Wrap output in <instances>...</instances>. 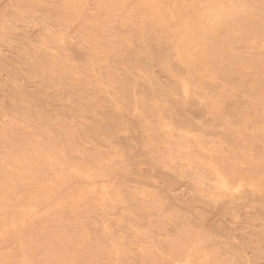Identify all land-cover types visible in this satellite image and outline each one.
Returning a JSON list of instances; mask_svg holds the SVG:
<instances>
[{"label": "rangeland", "instance_id": "374dc122", "mask_svg": "<svg viewBox=\"0 0 264 264\" xmlns=\"http://www.w3.org/2000/svg\"><path fill=\"white\" fill-rule=\"evenodd\" d=\"M154 1L0 0V190L19 192L0 210L6 219L0 221L1 264H34V259L35 264H264V0ZM160 2L167 6L168 29H150V5ZM202 12H212L206 23L217 18L239 23L229 29H198L195 17ZM184 24L194 29H179ZM37 149L62 164L45 163ZM13 159L31 163L17 167ZM219 221L225 223L223 229L217 227Z\"/></svg>", "mask_w": 264, "mask_h": 264}, {"label": "bare ground", "instance_id": "6f19581e", "mask_svg": "<svg viewBox=\"0 0 264 264\" xmlns=\"http://www.w3.org/2000/svg\"><path fill=\"white\" fill-rule=\"evenodd\" d=\"M33 1V0H32ZM78 1V0H77ZM125 2H126V0H124ZM157 1V0H156ZM156 1H154V2H156ZM159 1V0H158ZM173 2L174 1H176V0H172ZM260 1V0H259ZM149 2V1H148ZM152 2V1H151ZM164 2H165V0H164ZM167 2L169 3V1L167 0ZM247 2V1H246ZM256 2H258V1H256ZM109 3H111V2H109ZM143 3V2H142ZM166 3V2H165ZM170 3H171V1H170ZM248 3V2H247ZM153 4V3H152ZM175 5H176V2L174 3ZM173 4V5H174ZM178 4V3H177ZM180 4V3H179ZM183 4V3H182ZM138 5V4H137ZM225 5V4H224ZM144 6V5H143ZM171 6H172V4H171ZM177 6V5H176ZM204 6V5H203ZM219 6V5H218ZM85 7V6H84ZM147 7V6H146ZM149 7V6H148ZM167 7V6H166ZM166 7H165V4L163 3V2H160V3H157V4H155V5H150V12H149V20H150V24H151V28L150 29H168L167 28V20H168V14H167V11L168 10H166ZM170 7V6H169ZM173 7V6H172ZM179 7V6H178ZM193 7V6H192ZM228 7V6H227ZM83 8V7H82ZM95 8V7H94ZM125 8H126V6H125ZM181 8H183V6L181 7ZM257 8V7H256ZM85 9V8H84ZM168 9V8H167ZM172 9V8H171ZM171 9H169V10H171ZM179 9V8H178ZM198 9H199V7H198ZM95 10H96V8H95ZM134 10V9H133ZM147 10V11H148ZM225 10V9H224ZM263 10V9H262ZM69 11V10H68ZM94 11V10H93ZM96 11H98V10H96ZM173 11V10H172ZM171 11V12H172ZM250 11V10H249ZM122 11H120V13H121ZM170 11H169V13H171ZM193 12V11H192ZM204 12V11H203ZM202 12V13H203ZM233 12V11H232ZM83 13V12H82ZM98 13V12H97ZM179 13V12H178ZM210 13V12H209ZM209 13H205V15H204V13H203V15H201V16H199V17H195L196 18V20H195V25L197 26V28L198 29H229L231 26L230 25H233V24H238L239 22L238 21H236V20H231V21H219V19L217 20L216 19V15L214 16L215 17V21H213L212 23H206L205 22V19H206V17H207V14H209ZM212 13V12H211ZM211 13H210V15H211ZM220 13V12H219ZM225 13V12H224ZM234 13V12H233ZM94 14V13H93ZM125 14V13H124ZM171 15V14H170ZM180 15V14H179ZM195 15H197V14H195ZM241 15H243L242 13H241ZM81 16V15H80ZM96 16V15H95ZM173 16V15H172ZM181 16V15H180ZM218 16V15H217ZM234 16V15H233ZM251 16V15H250ZM254 16V15H253ZM51 17V16H50ZM178 17V16H177ZM214 17H212L211 16V19L212 18H214ZM49 18V17H48ZM82 18V17H81ZM113 18H115V17H113ZM131 18H132V16H131ZM147 18V17H146ZM172 17H170L169 16V19H171ZM175 18V17H174ZM210 18V16L208 17V19ZM225 18V17H224ZM229 18V17H228ZM239 18V17H238ZM252 17H250V18H248V20L249 19H251ZM51 19V18H50ZM117 19H119V18H117ZM173 19V18H172ZM177 19V18H176ZM179 19H180V17H179ZM211 19L210 20H208V21H211ZM86 20V19H85ZM183 20V19H182ZM225 20V19H224ZM241 20V19H240ZM243 20V19H242ZM247 20V21H248ZM263 20V19H262ZM50 21V20H49ZM52 21V20H51ZM50 21V22H51ZM177 21H178V19H177ZM184 21V20H183ZM187 21H188V19H187ZM207 21V22H208ZM52 22H54V21H52ZM79 22V21H78ZM130 22V21H129ZM256 22V21H255ZM7 23V22H6ZM69 23V22H68ZM73 23V22H72ZM88 23V22H87ZM104 23H105V21H104ZM111 23H113V22H111ZM185 23H186V21H185ZM248 23V22H247ZM47 24V23H46ZM54 24V23H53ZM58 24H60V23H58ZM97 24V23H96ZM115 24V23H114ZM119 24V23H118ZM130 24V23H129ZM131 24H133V22H131ZM144 24V23H143ZM172 24H173V22H172ZM188 24H190L189 22L187 23V25ZM253 24H256V23H253ZM45 25V24H44ZM54 25H56V24H54ZM61 25V24H60ZM73 25V24H72ZM147 25V24H146ZM176 25V24H175ZM187 25H185L184 24V27H182V28H179V29H188V27H189V25H188V27H187ZM47 26V25H46ZM50 26H51V24H50ZM95 26V25H94ZM106 26V25H105ZM112 26V25H111ZM150 26V25H149ZM177 26V25H176ZM176 26H175V28H176ZM182 26H183V24H182ZM192 26V25H191ZM238 26V25H237ZM254 26V25H253ZM64 27V26H63ZM77 27V26H76ZM232 27H236V25H233ZM249 27H250V25H249ZM252 27V26H251ZM257 27V26H256ZM75 28V27H74ZM92 28V27H91ZM178 28V27H177ZM196 28V29H197ZM254 28V27H253ZM76 29V28H75ZM101 29V28H100ZM128 29H130V28H128ZM134 29V28H133ZM149 29V28H148ZM189 29H194L193 27L192 28H189ZM189 29H188V31H189ZM239 29V28H238ZM258 29H259V27H258ZM126 30V29H125ZM248 30V29H247ZM62 31V30H61ZM129 31V30H128ZM146 32H147V30H145ZM185 31V30H184ZM183 31V32H184ZM192 31V30H191ZM225 31V30H224ZM239 31V30H238ZM251 31H253V30H251ZM254 31H256V29L254 30ZM253 31V32H254ZM262 32H264L263 30H261ZM57 32V31H56ZM55 32V33H56ZM72 32V31H71ZM84 32V31H83ZM131 32V31H130ZM144 32V31H143ZM192 32H194V31H192ZM191 32V33H192ZM221 32V31H220ZM233 32V31H232ZM231 32V33H232ZM245 32V31H244ZM65 33V32H64ZM74 33V32H73ZM142 33V32H141ZM176 33H178V32H176ZM182 33V32H181ZM188 33H190V32H188ZM196 33H198V32H196ZM223 33H225V32H223ZM257 33H258V30H257ZM101 34H103V33H101ZM109 34V33H108ZM161 34V33H160ZM168 34V33H167ZM169 34L171 35L172 33H170L169 32ZM186 34V33H185ZM208 34V33H207ZM228 34H230V33H228ZM243 34V33H242ZM256 34V33H255ZM254 34V35H255ZM68 35V34H67ZM87 35V34H86ZM131 35V34H130ZM134 35V34H133ZM138 35H139V32H138ZM141 35V34H140ZM206 35V34H205ZM237 35H239L238 34V32H237ZM246 35H248L247 34V32H246ZM254 35H252V36H254ZM58 36V35H57ZM93 36H94V34H93ZM105 36V35H104ZM160 36L161 35H159V38H160ZM249 36V35H248ZM251 36V37H252ZM63 37V36H62ZM66 37V36H65ZM65 37H64V39H65ZM156 37H157V35H156ZM162 37V36H161ZM178 37V36H177ZM189 37V36H188ZM200 37V36H199ZM205 37V36H204ZM209 37V36H208ZM233 37V36H232ZM231 37V38H232ZM247 37V36H246ZM250 37V36H249ZM259 37H260V34H259ZM258 37V38H259ZM264 37V36H263ZM70 38V37H69ZM99 38V37H98ZM103 38V37H102ZM141 38V37H140ZM172 38V37H171ZM205 38H207V37H205ZM211 38V37H210ZM82 39V38H81ZM104 39H105V37H104ZM103 39V40H104ZM107 39V38H106ZM111 39V38H110ZM142 39V38H141ZM150 39H151V37H150ZM154 39V38H153ZM156 39V38H155ZM192 39V38H191ZM194 39V38H193ZM202 39V38H201ZM215 39V38H214ZM229 39V38H228ZM244 39V38H243ZM264 39V38H263ZM66 40V39H65ZM72 40V39H71ZM152 40V39H151ZM163 39H161V41H162ZM209 40V39H208ZM211 40V39H210ZM210 40H209V42H210ZM230 40V39H229ZM242 40V39H241ZM252 40H253V38H252ZM260 40V39H259ZM67 41H69V40H67ZM118 41H119V39H118ZM122 41V40H121ZM165 41V43H166V41H168V40H163L162 42H164ZM176 41V40H175ZM184 41H185V39H184ZM234 41V40H233ZM257 41V40H256ZM261 41V40H260ZM46 42V41H45ZM62 42V41H61ZM72 42V41H71ZM106 42V41H105ZM120 42V41H119ZM140 42L142 43V40H140ZM218 42V41H217ZM230 42V41H229ZM229 42H227V43H229ZM259 42V41H258ZM262 42V41H261ZM48 44H50L49 42H47ZM66 43V42H65ZM103 43V42H102ZM110 43H111V41H110ZM127 43V42H126ZM133 43V42H132ZM157 43H158V41H157ZM159 43H160V41H159ZM196 43V42H195ZM242 43V42H241ZM68 44H71V43H69L68 42ZM73 44V43H72ZM124 44V43H123ZM164 44V43H163ZM162 44V45H163ZM184 44V43H183ZM204 44V43H203ZM211 44V43H210ZM252 44V43H251ZM253 44H254V42H253ZM51 45V44H50ZM223 46L225 45V44H222ZM229 45V44H228ZM233 45V44H232ZM56 46V45H55ZM68 46V45H67ZM73 46V45H72ZM90 46V45H89ZM161 46V45H160ZM165 46H166V44H165ZM238 46V45H237ZM249 46L251 47V45L249 44ZM258 46V45H257ZM262 46H263V44H262ZM66 47V46H65ZM74 47V46H73ZM163 47H164V45H163ZM175 47L177 48L178 47V45L176 46L175 45ZM181 47V46H180ZM215 47V46H214ZM229 47V46H228ZM233 47V46H232ZM248 47V46H247ZM246 47V48H247ZM72 48V47H71ZM91 48H93L92 46H91ZM130 48V47H129ZM146 48V47H145ZM148 48V47H147ZM166 49L168 48L167 46L165 47ZM199 48V47H198ZM236 48V47H235ZM119 49H120V47H119ZM159 49V48H158ZM172 49V48H171ZM174 49L175 48H173V50H172V52L171 53H173V51H174ZM178 49V48H177ZM231 49V48H230ZM245 49V48H244ZM254 49V48H253ZM259 49V48H258ZM105 50H106V48H105ZM122 50V49H121ZM168 50H170V49H168ZM182 50V49H181ZM186 50V49H185ZM240 50H242V49H240ZM245 50H247V49H245ZM107 51V50H106ZM109 51V50H108ZM178 51V50H177ZM197 51V50H196ZM238 51V50H237ZM161 52V51H160ZM165 52H167V51H165ZM169 52V51H168ZM169 52V53H170ZM186 52H187V50H186ZM235 52V51H234ZM103 53V52H102ZM148 53H150V52H148ZM168 53V54H169ZM240 53V52H239ZM238 53V54H239ZM243 52H241V54H242ZM246 53V52H245ZM106 54V53H105ZM141 54V53H140ZM178 54V53H177ZM179 54H181V52L179 53ZM179 54H178V56H179ZM232 54H234V53H232ZM103 55H104V53H103ZM143 55V54H142ZM152 55V54H151ZM218 55H219V53H218ZM250 55V54H249ZM252 55V54H251ZM250 55V56H251ZM254 55V54H253ZM105 56V55H104ZM153 56V55H152ZM169 56V55H168ZM184 56V55H183ZM197 56V55H196ZM107 57V56H106ZM185 57V56H184ZM215 57V56H214ZM217 57V56H216ZM72 58H73V56H72ZM105 58V57H104ZM113 58V57H112ZM164 58V57H163ZM162 58V59H163ZM178 58H180V57H178ZM260 58V57H259ZM258 58V59H259ZM203 59V58H202ZM206 59V58H205ZM216 59V58H215ZM253 59V58H252ZM57 60V59H56ZM55 60V61H56ZM133 60V59H132ZM154 60V59H153ZM180 60V59H179ZM94 61V60H93ZM104 61H105V59H104ZM111 61V60H110ZM123 61H124V64L126 65V63H125V60L123 59ZM185 61H186V59H185ZM206 61V60H205ZM208 61V60H207ZM235 61H237V60H235ZM261 61H263V60H261ZM261 61H260V63H261ZM61 62V61H60ZM85 62V61H84ZM87 62V61H86ZM89 62V61H88ZM95 62V61H94ZM97 62V61H96ZM181 62V61H180ZM264 62V61H263ZM107 63V62H106ZM133 63H135L134 61H133ZM132 63V64H133ZM257 63V62H256ZM92 64V63H91ZM136 64V63H135ZM135 64H134V66H135ZM205 64V63H204ZM212 64V63H211ZM234 64V63H233ZM246 64H248V62L246 63ZM104 65V64H103ZM140 65V64H139ZM168 65V64H167ZM243 65V64H242ZM245 65V64H244ZM250 65V64H249ZM259 65H262V64H259ZM127 66H128V64H127ZM132 66V65H131ZM138 66V65H137ZM174 66V65H173ZM216 66V65H215ZM221 66V65H220ZM247 66V65H246ZM94 67V66H93ZM142 67V66H141ZM247 67H249V66H247ZM246 67V68H247ZM112 68V67H111ZM209 68V67H208ZM211 68V67H210ZM140 69V68H139ZM227 69H230V67L229 68H227ZM250 69V68H249ZM144 70V69H143ZM254 70V69H253ZM253 70H250V72L252 73V71ZM57 71V70H56ZM55 71V72H56ZM111 71V70H110ZM115 71H116V69H115ZM114 71V72H115ZM255 71V70H254ZM52 72H53V70H52ZM72 72V71H71ZM73 72H75V71H73ZM78 72V71H77ZM94 72V71H93ZM113 72V71H112ZM134 72V71H133ZM138 72L139 71H137V74H138ZM162 72V71H161ZM249 72V71H248ZM86 73V72H85ZM169 73H171V72H169ZM178 73H181L180 71H178ZM183 73V72H182ZM210 73V72H209ZM231 73V72H230ZM261 73H263V72H261ZM58 74H59V71H58ZM82 74H83V72H82ZM193 74V73H192ZM255 74V73H254ZM61 75V74H60ZM120 75V74H119ZM57 76V75H56ZM121 76H123V75H121ZM158 76V75H157ZM185 76V75H184ZM234 76V75H233ZM249 76V75H248ZM263 76V75H262ZM58 77V76H57ZM127 77V76H126ZM159 77V76H158ZM253 77V76H252ZM252 77H250V78H252ZM68 78V77H67ZM125 78V77H124ZM144 78V77H143ZM147 78V77H146ZM191 78V77H190ZM200 78V77H199ZM55 79V78H54ZM160 79V78H159ZM192 79V78H191ZM190 79V80H191ZM177 80V79H176ZM188 80V79H187ZM217 80V79H216ZM252 80V79H251ZM183 81H185V80H183ZM194 81H196V80H194ZM253 81V80H252ZM255 81V80H254ZM130 82V81H129ZM164 82H166V81H164ZM210 82V81H209ZM222 82V81H221ZM196 83V82H195ZM212 83H213V81H212ZM130 84V83H129ZM168 84V83H167ZM198 84H199V82H198ZM185 85V84H184ZM258 85V84H257ZM64 87V86H63ZM183 87V86H182ZM186 87V86H185ZM185 87H183V89H185ZM103 88V87H102ZM130 88V87H129ZM231 88V87H230ZM106 88L104 87V90H105ZM183 89H182V91H183ZM108 90V89H107ZM186 90V89H185ZM217 90V89H216ZM223 90V89H222ZM261 90V89H260ZM240 91V90H239ZM263 91V90H262ZM178 92V91H177ZM186 92V91H185ZM224 92V91H223ZM183 93V92H182ZM181 93V94H182ZM107 94H108V91H107ZM186 94V93H185ZM166 95H167V93H166ZM210 95V94H209ZM108 96V95H107ZM136 96V95H135ZM180 96V95H179ZM224 96V95H223ZM264 96V95H263ZM108 97H110V94H109V96ZM217 97V96H216ZM231 97V96H230ZM112 98V97H111ZM174 98H176V97H174ZM186 98V97H185ZM225 98V97H224ZM257 98V97H256ZM138 99V98H137ZM183 99V98H182ZM181 100V99H180ZM203 100V99H202ZM208 100V99H207ZM236 100H238V99H236ZM240 100V99H239ZM176 101V100H175ZM179 101V100H178ZM182 102H183V100H181ZM190 101V100H189ZM219 101V100H218ZM110 102V101H109ZM114 102V101H113ZM135 102V101H134ZM146 102V101H145ZM188 102V101H187ZM193 102V101H192ZM199 102H200V100H199ZM231 102V101H230ZM239 102V101H238ZM264 102V101H263ZM67 103V102H66ZM180 103V102H179ZM191 103V102H190ZM201 103H202V101H201ZM245 103V102H244ZM70 104V103H69ZM115 104V103H114ZM196 104V103H195ZM205 104V103H204ZM242 104V103H241ZM198 105V104H197ZM200 105V104H199ZM177 106V105H176ZM209 106V105H208ZM241 106V105H240ZM108 107V106H107ZM199 107V106H198ZM82 108V107H81ZM118 108H120V107H118ZM137 108V107H136ZM172 108V107H171ZM239 108V107H238ZM251 108H253V107H251ZM263 108V107H262ZM26 109V108H25ZM83 109V108H82ZM108 109V108H107ZM156 109H157V107H156ZM41 110V109H40ZM104 110H105V108H104ZM132 110V109H131ZM158 110V109H157ZM244 110V109H243ZM258 110V109H257ZM39 111V110H38ZM79 111V110H78ZM102 111V110H101ZM242 111V110H241ZM261 111V110H260ZM30 112V111H29ZM39 112H41V111H39ZM38 112V113H39ZM47 112V111H46ZM52 112V111H51ZM210 112V111H209ZM209 112H208V114H209ZM26 113V112H25ZM37 113V114H38ZM150 113V112H149ZM161 113V112H160ZM211 113V112H210ZM23 114H24V111H23ZM55 113H53V115H54ZM67 114V113H66ZM97 114H98V112H97ZM152 114V113H151ZM245 114V113H244ZM25 115V114H24ZM46 115V114H45ZM52 115V114H51ZM77 115V114H76ZM134 115H135V113H134ZM160 115V114H159ZM210 115V114H209ZM26 116V115H25ZM39 116V115H38ZM70 116V115H69ZM161 116V115H160ZM250 116V115H249ZM78 117V116H77ZM80 117H82V116H80ZM155 117V116H154ZM207 117V116H206ZM208 117H210V116H208ZM168 118V117H167ZM212 118V117H211ZM219 118V117H218ZM46 118H44V121H46L45 120ZM51 119V118H50ZM80 119V118H79ZM87 119V118H86ZM142 119V118H141ZM169 119V118H168ZM207 119V118H206ZM217 119V118H216ZM221 119H223L222 117H221ZM244 119H246V118H244ZM243 119V120H244ZM16 120V119H15ZM18 121H19V119H17ZM52 120V119H51ZM67 120V119H66ZM98 120V119H97ZM105 120V119H104ZM249 120V119H248ZM27 122H28V120H26ZM37 121V120H36ZM41 121V120H40ZM39 121V122H40ZM44 121H41L42 123L44 122ZM48 121V120H47ZM60 121V120H59ZM87 121V120H86ZM92 121H94V120H92ZM122 121V120H121ZM209 121V120H208ZM207 121V122H208ZM14 122V121H13ZM20 122V121H19ZM38 122V123H39ZM40 122V123H41ZM105 122V121H104ZM132 122V121H131ZM130 122V123H131ZM134 122V121H133ZM173 122V121H172ZM224 122V121H223ZM230 122V121H229ZM18 123V122H17ZM37 123V124H38ZM49 123V122H48ZM59 123V122H58ZM97 123H99V121L97 122ZM228 123V122H227ZM14 124V123H13ZM21 124V123H20ZM43 124H45V123H43ZM42 124V125H43ZM60 124V123H59ZM62 124V123H61ZM96 124V123H95ZM210 124V123H209ZM237 124V123H236ZM24 125V124H23ZM29 125V124H28ZM40 125V124H39ZM38 125V126H39ZM46 125V124H45ZM97 125V124H96ZM101 125V124H100ZM118 125V124H117ZM121 125V124H120ZM164 125V124H163ZM180 125V124H179ZM218 125V124H217ZM241 125V124H240ZM27 126V125H26ZM26 126H24V127H26ZM37 126V125H36ZM88 126V125H87ZM122 126V125H121ZM137 126V125H136ZM170 126V125H169ZM172 126V125H171ZM184 126V125H183ZM188 126V125H187ZM243 126V125H242ZM258 126V125H257ZM22 127V126H21ZM30 127V126H29ZM51 127V126H50ZM106 127V126H105ZM108 127V126H107ZM173 127V126H172ZM200 127H201V124H200ZM245 127H246V125H245ZM43 128H45V127H43ZM47 128H49L48 126H47ZM166 128H168V126L166 125ZM184 128V127H183ZM202 128V127H201ZM248 128V127H247ZM7 129V128H6ZM6 129H4V130H6ZM26 128H24V130H25ZM31 129V128H30ZM29 129V130H30ZM38 129H39V127H38ZM41 129V128H40ZM39 129V130H40ZM46 129V128H45ZM95 129V128H94ZM192 129V128H191ZM204 129V128H203ZM249 129V128H248ZM252 129V128H251ZM28 130V129H27ZM28 130V131H29ZM32 130V129H31ZM35 130V129H34ZM42 130V129H41ZM44 130V129H43ZM114 130V129H113ZM150 130V129H149ZM165 130V129H164ZM167 131H170L171 129H166ZM174 130V129H173ZM205 130V129H204ZM244 130V129H243ZM246 130V129H245ZM56 131V130H55ZM178 133H179V130H176ZM180 131H181V129H180ZM6 132V131H5ZM38 132V131H37ZM39 132H41V131H39ZM44 132H46V133H44V134H47L48 135V133H49V129H48V131H45L44 130ZM143 132V131H142ZM162 132H163V130H162ZM182 132V131H181ZM184 132H185V129H184ZM205 132H206V130H205ZM233 132V131H232ZM245 132V131H244ZM7 133V132H6ZM9 133V132H8ZM30 133V132H29ZM42 133V132H41ZM50 133H52L53 134V132H51L50 131ZM49 133V134H50ZM84 133H85V131H84ZM144 133V132H143ZM160 133V132H159ZM164 133H165V131H164ZM173 133V132H172ZM172 133H171V136H172ZM174 133H176L175 131H174ZM183 133V132H182ZM226 133V132H225ZM13 134V133H12ZM11 134V135H12ZM31 134V133H30ZM29 134V135H30ZM35 134V133H34ZM38 134H40V133H38ZM51 134V135H52ZM139 134H140V132H139ZM163 134V133H162ZM184 134V133H183ZM186 134V133H185ZM5 134H3V136H4ZM10 135V134H9ZM35 135H37V133L35 134ZM47 135H46V139H48L47 138ZM50 135V136H51ZM77 135V134H76ZM75 135V136H76ZM165 135V134H164ZM170 135V134H169ZM168 135V136H169ZM192 135V134H191ZM231 135V134H230ZM247 135V134H246ZM251 135V134H250ZM1 136V135H0ZM37 136H40V135H37ZM42 136V135H41ZM78 136V135H77ZM90 136H91V134H90ZM99 136V135H98ZM119 136V135H118ZM129 136V135H128ZM139 136V135H138ZM144 136V135H143ZM146 136V135H145ZM148 136V135H147ZM166 136V135H165ZM178 136H179V134H178ZM2 137V136H1ZM15 137V136H14ZM49 137V136H48ZM88 137V136H87ZM130 137V136H129ZM191 137V136H190ZM20 138V137H19ZM29 138V137H28ZM38 138V137H37ZM54 138H56V137H54ZM71 138V137H70ZM103 138V137H102ZM114 138V137H113ZM122 138V137H121ZM133 138V137H132ZM139 138V137H138ZM150 138V137H149ZM170 138H173V137H170ZM186 138H187V135H186ZM7 139V138H6ZM5 139V140H6ZM42 138H40V143H43L42 142V140H41ZM72 140H73V138H71ZM140 139V138H139ZM192 139V138H191ZM201 139V138H200ZM235 139V138H234ZM22 140H24L23 138H22ZM38 140V139H37ZM167 140H170V139H167ZM173 140H175V139H173ZM189 140V139H188ZM243 140V139H242ZM48 140H46L45 142H47ZM104 141V140H103ZM139 141H141V140H139ZM183 141V140H182ZM193 141V140H192ZM196 141V140H195ZM194 141V142H195ZM37 142V141H36ZM39 142V141H38ZM90 142H92V141H90ZM118 142V141H117ZM144 142V141H143ZM173 142H175V141H173ZM185 142H187V141H185ZM184 142V143H185ZM10 143V142H9ZM126 143V142H125ZM196 143V142H195ZM235 143V142H234ZM257 143V142H256ZM151 144V143H150ZM181 144V143H180ZM201 144V143H200ZM222 144V143H221ZM224 144V143H223ZM33 145V144H32ZM43 145H45V144H43ZM203 145V144H202ZM205 145V144H204ZM40 146V145H39ZM47 146V148H49L50 149V146L48 147V144L46 145ZM182 146H183V144H182ZM192 146H193V144H192ZM234 146V145H233ZM262 146V145H261ZM33 147H35V146H33ZM116 147V146H115ZM141 147H142V145H141ZM188 147V146H187ZM202 147V146H201ZM201 147H199V148H201ZM45 148V147H44ZM95 148V147H94ZM103 148V147H102ZM179 148H180V146H179ZM23 149V148H22ZM112 149V148H111ZM194 149V148H193ZM202 149H204V148H202ZM214 149V148H213ZM227 149V148H226ZM3 150H4V148H3ZM33 150V149H32ZM44 150V149H43ZM51 150H52V147H51ZM51 150H50V152H51ZM54 150V149H53ZM52 150V151H53ZM143 150V149H142ZM141 150V151H142ZM157 151H160V150H158V149H156ZM156 150H154V151H156ZM167 150H169V149H167ZM188 150V149H187ZM236 150V149H235ZM0 151H1V149H0ZM24 151H26V149L24 150ZM44 151H46V150H44ZM137 151V150H136ZM152 151V150H151ZM151 151H149V152H151ZM153 151V152H154ZM163 151V150H162ZM164 151H166V150H164ZM169 151H172V152H174L173 150H169ZM263 151H264V149H263ZM12 152V151H11ZM58 152V151H57ZM106 152V151H105ZM181 152V151H180ZM182 152H183V150H182ZM185 152V151H184ZM239 151H237V153H238ZM14 153V152H13ZM22 153V152H21ZM20 153V154H21ZM63 152H61V154H62ZM106 153H108V152H106ZM133 153V152H132ZM142 153V152H141ZM171 153V152H170ZM175 153V152H174ZM178 153V152H177ZM177 153H175L176 155H177ZM186 153V152H185ZM204 153V152H203ZM33 154L34 153H32V156H30L29 158H31V162H32V160H33ZM35 154H37V155H40L41 154V156L43 155V157H42V160L45 162V163H49V164H52V162H55V163H57V164H62V162L60 161V159L58 160L57 158H56V156H54V155H51L49 152H43L42 150H40V149H37L36 150V153ZM81 154V153H80ZM145 154V153H144ZM147 154H148V152H147ZM146 154V155H147ZM151 154H152V152H151ZM159 154V153H158ZM188 154H190L189 153V151H188ZM239 154V153H238ZM241 154V153H240ZM12 155V154H11ZM22 155V154H21ZM27 155H30L29 153H27ZM138 155V154H137ZM142 155H143V153H142ZM179 155V154H178ZM192 155V154H191ZM208 155V154H207ZM206 155V156H207ZM212 155V154H211ZM214 155V154H213ZM2 156V155H1ZM15 155H12V157H14ZM131 156V155H130ZM134 156V155H133ZM155 156V155H154ZM168 156V155H167ZM180 156V155H179ZM205 156V155H204ZM237 156V155H236ZM241 156H242V154H241ZM26 158H27V156H25ZM25 157H24V159H25ZM61 157H62V155H61ZM160 157H163V155L162 156H160ZM165 158H166V156H164ZM174 157H175V155H174ZM193 157V156H192ZM216 157V156H215ZM240 157V156H239ZM154 158V157H153ZM168 158V157H167ZM170 158V157H169ZM190 158V157H189ZM212 158H214V156L212 157ZM241 158V157H240ZM243 158V157H242ZM1 159V158H0ZM22 160V159H13V161H11V164H15V165H17V164H20V163H22L23 165H30V160H28V159H26V160ZM38 158H37V156L35 157V161L37 160ZM61 159H63V158H61ZM65 159V158H64ZM158 159V158H157ZM187 159V158H186ZM216 159V158H215ZM39 160V159H38ZM41 160V161H42ZM128 160V159H127ZM148 160V159H147ZM150 160V159H149ZM155 160V159H154ZM153 160V161H154ZM206 160V159H205ZM1 161V160H0ZM157 161V160H156ZM195 161V160H194ZM198 161H200V160H198ZM207 161H208V159H207ZM165 162V161H164ZM175 162V161H174ZM210 162L211 161H209L208 162V165L210 164ZM249 162H251V161H249ZM1 163V162H0ZM3 163V162H2ZM33 163V162H32ZM161 163V162H160ZM168 164L170 163V162H167ZM184 163V162H183ZM212 163V162H211ZM216 163V162H215ZM253 163V162H252ZM255 163V162H254ZM4 165H5V163H3ZM42 164V163H41ZM48 164V165H49ZM162 164V163H161ZM172 164V163H171ZM186 164V163H185ZM213 164V163H212ZM34 165V164H33ZM122 165V164H121ZM124 165V164H123ZM134 165V164H133ZM188 165V164H187ZM220 165V164H219ZM13 166V165H12ZM53 166H55V165H53ZM60 166V165H59ZM155 166H156V164H155ZM224 166V165H223ZM6 167H8V166H6ZM17 167H18V165H17ZM35 167V166H34ZM41 167V166H40ZM48 167H50V166H48ZM123 167V166H122ZM165 168H166V166H164ZM176 167V166H175ZM211 167H212V165H211ZM210 167V168H211ZM229 167V166H228ZM20 168V167H19ZM143 168H144V166H143ZM160 168V167H159ZM187 168H190V166H187ZM215 168V167H214ZM2 169H4V168H2ZM12 169V168H11ZM21 169V168H20ZM79 169V168H78ZM160 169H162V167L160 168ZM183 169V168H182ZM217 169V168H216ZM232 169V168H231ZM7 170H10V169H7ZM13 171H14V169H12ZM18 170V169H17ZM50 170V169H49ZM53 170V169H52ZM51 170V171H52ZM166 170V169H165ZM189 170H191V169H189ZM211 170H212V168H211ZM214 170V169H213ZM55 171V170H54ZM60 171H62V170H60ZM72 171V170H71ZM73 171H74V169H73ZM117 171V170H116ZM132 171V170H131ZM177 171V170H176ZM196 173H197V170H194ZM218 170H216V171H214V172H217ZM9 172V171H8ZM74 172H76V171H74ZM119 172V171H118ZM0 173H1V170H0ZM50 173V172H49ZM53 173V172H52ZM52 173H50V174H52ZM62 173V172H61ZM77 173H79V171L78 172H76V174ZM178 173V172H177ZM218 173H220V172H218ZM16 174V173H15ZM18 174V173H17ZM16 174V175H17ZM54 174V173H53ZM60 174V173H59ZM88 174H90V172L88 173ZM173 174V173H172ZM190 174H191V172H190ZM207 174V173H206ZM216 174V173H215ZM63 174H61V176H62ZM83 175V174H82ZM125 175V174H124ZM130 175V174H129ZM175 175V174H174ZM199 175V174H198ZM220 175V174H219ZM226 175V174H225ZM1 176H2V174H1ZM19 176H20V174H19ZM65 176H67V175H65ZM87 176V175H86ZM89 176V175H88ZM194 176V175H193ZM197 176V175H196ZM204 176V175H203ZM206 176V175H205ZM212 176V175H211ZM217 176V174L215 175V177ZM231 176V175H230ZM233 176V175H232ZM41 177V176H40ZM55 177V176H54ZM78 177H80L79 175H78ZM93 177V176H92ZM92 177H90V179L88 178V180H90L91 181V179H92ZM105 177V176H104ZM209 177V176H208ZM6 178V177H5ZM15 178V177H14ZM55 178H57V176L55 177ZM61 177H59V179H60ZM94 178V177H93ZM189 178V177H188ZM194 178H195V176H194ZM203 178V177H202ZM218 178V177H217ZM217 178L215 179V180H217ZM223 178V177H222ZM10 179V178H9ZM67 179V178H66ZM87 179V178H86ZM99 179H100V177H99ZM180 179V178H179ZM206 179V181H208L207 180V177L205 178ZM224 179V178H223ZM60 180H62V178L60 179ZM60 180H58V181H60ZM94 180V179H93ZM105 180V179H104ZM200 180H201V177H200ZM232 180V179H231ZM20 181V180H19ZM18 181V182H19ZM56 181V180H55ZM63 181V180H62ZM62 181H61V183H62ZM77 181V180H76ZM192 181V180H191ZM199 181V180H198ZM1 182H3V181H1ZM27 182V181H26ZM147 182V181H146ZM155 182V181H154ZM178 182V181H177ZM195 182V181H194ZM193 182V183H194ZM209 182V181H208ZM210 182H212V181H210ZM217 182V181H216ZM216 182L214 183V184H216ZM219 182V181H218ZM229 182V181H228ZM227 182V183H228ZM5 183V182H4ZM12 182L10 181V184H11ZM58 183V182H57ZM160 183V182H159ZM164 183V182H163ZM199 183V182H198ZM203 183H205L204 181H203ZM220 183V182H219ZM233 183V182H232ZM3 183H1L0 185H2ZM9 184V183H8ZM200 185L202 184V183H199ZM54 185H56V183L54 184ZM61 185V184H60ZM65 185V184H64ZM101 185V184H100ZM114 185V184H113ZM239 185V184H238ZM238 185H237V187H238ZM252 185V184H251ZM257 185V184H256ZM6 186V185H5ZM20 186V185H19ZM34 186V185H33ZM42 186V185H41ZM40 186V187H41ZM57 186V185H56ZM82 186V185H81ZM158 186V185H157ZM191 186V185H190ZM196 186H197V184H196ZM203 186V185H202ZM212 186V185H211ZM221 186V185H220ZM226 187H228L227 185H225ZM29 187H30V185H29ZM35 187V186H34ZM59 187V186H58ZM61 187V186H60ZM95 187V186H94ZM93 187V188H94ZM192 187V186H191ZM194 187V186H193ZM193 187H192V189H193ZM236 187V188H237ZM257 187V186H256ZM21 188V187H20ZM31 188V187H30ZM29 188V189H30ZM64 188H65V186H64ZM101 188H102V186H101ZM198 188V187H197ZM205 188V187H204ZM211 188V187H210ZM214 188V187H213ZM216 188H219V187H216ZM229 188H231L232 189V186H230ZM1 189V188H0ZM6 189V188H5ZM45 189V188H44ZM53 189V188H52ZM59 190H60V188H58ZM63 189V188H62ZM61 189V190H62ZM90 189V188H89ZM92 189V188H91ZM90 189V190H91ZM107 189V188H106ZM191 189V190H192ZM200 189V188H199ZM208 190H209V188H207ZM206 189V190H207ZM221 189V188H220ZM219 189V190H220ZM227 189V188H226ZM237 189H239V188H237ZM263 189V188H262ZM7 190V189H6ZM31 190H32V188H31ZM37 190V189H36ZM36 190H33V191H36ZM59 191V193H61V195L64 193V192H62V191ZM77 190H79V189H77ZM95 190V189H94ZM174 190V189H173ZM196 190V189H195ZM213 190V189H212ZM224 190V189H223ZM240 190V189H239ZM54 191H55V189H54ZM54 191H53V193H54ZM56 191H58V190H56ZM172 191V190H171ZM222 191V190H221ZM232 191V190H231ZM38 192V191H37ZM71 192V191H70ZM106 192H107V190H106ZM194 192V191H193ZM196 192V191H195ZM219 192V191H218ZM225 192H226V190H225ZM52 193V194H53ZM81 193V192H80ZM84 193V192H83ZM167 193V192H166ZM172 193V192H171ZM175 193V192H174ZM197 193V192H196ZM227 193H228V189H227ZM232 193H234V192H232ZM237 193V192H236ZM243 193V192H242ZM17 194H19V192L18 191H2V190H0V210L2 209V206L3 205H5V203H6V201L7 200H9V199H11V197L12 196H16ZM168 194V193H167ZM199 194V193H198ZM209 194V193H208ZM235 194V193H234ZM45 195V194H44ZM58 195H60V194H58ZM57 195V196H58ZM169 195V194H168ZM212 195H214L215 197H216V194H213L212 193ZM237 195V194H236ZM28 196H30V195H28ZM46 196V195H45ZM55 196V195H54ZM53 196V197H54ZM66 196V195H65ZM80 196V195H79ZM198 196V195H197ZM201 196H202V194H201ZM208 196V195H207ZM232 196V195H231ZM31 197V196H30ZM59 197V196H58ZM61 197V196H60ZM104 197V196H103ZM151 197V196H150ZM205 197V196H204ZM219 197V196H218ZM21 198V197H20ZM54 198H56V196L54 197ZM77 198V197H76ZM105 198V197H104ZM210 198V197H209ZM212 198V197H211ZM220 198V197H219ZM224 198V197H223ZM229 198V197H228ZM44 199V198H43ZM65 198L63 197V199H62V197H61V200H62V202L63 201H65L64 200ZM74 199V198H73ZM194 199V198H193ZM207 199V198H206ZM205 199V200H206ZM213 199V198H212ZM222 199V198H221ZM15 200H17V199H15ZM23 200V199H22ZM52 200V199H51ZM58 200H59V198H58ZM61 200H60V202L59 201H57V199H56V201L55 202H58L57 204L59 205V203L61 204ZM67 200H68V196H67ZM109 200V199H108ZM146 200V199H145ZM172 200H173V198H172ZM24 201H25V199H24ZM47 201V200H46ZM104 201V200H103ZM165 201V200H164ZM18 202V201H17ZM41 202V201H40ZM54 202V203H55ZM73 202V201H72ZM13 203H15V202H13ZM20 203H21V201H20ZM25 203H26V201H25ZM52 203H53V200H52ZM69 203V202H68ZM84 203V202H83ZM114 203V202H113ZM172 203V202H171ZM174 203V202H173ZM23 204V203H22ZM41 204V203H40ZM51 204V203H50ZM56 204V205H57ZM64 204V203H63ZM180 204V203H179ZM18 205V204H17ZM21 205V204H20ZM49 205V204H48ZM47 205V206H48ZM22 206H24V205H22ZM42 206H43V204H42ZM45 206V205H44ZM50 206H52V205H50ZM61 206V205H60ZM101 206V205H100ZM29 207V206H28ZM57 207V206H56ZM59 207V206H58ZM62 207V206H61ZM126 207V206H125ZM159 207V206H158ZM170 207V206H169ZM16 208V207H15ZM18 208V207H17ZM31 208H33V207H31ZM44 208V207H43ZM48 208V207H47ZM75 208V207H74ZM21 209H23V208H21ZM20 209V210H21ZM36 209V208H35ZM51 209V208H50ZM102 209H103V207H102ZM127 209V208H126ZM141 209V208H140ZM16 210V209H15ZM19 210V211H20ZM25 210V209H24ZM28 210H29V208H28ZM59 210V209H58ZM85 210H86V208H85ZM131 210V209H130ZM14 211V210H13ZM44 211V210H43ZM53 211V210H52ZM67 211V210H66ZM125 211V210H124ZM22 212V211H21ZM29 212H31L32 214H33V210L32 211H29ZM36 212V211H35ZM69 212H70V210H69ZM80 212H81V209H80ZM95 212V211H94ZM126 212V211H125ZM168 212V211H167ZM38 213V212H37ZM66 213V212H65ZM64 213V214H65ZM156 213V212H155ZM25 214V213H24ZM24 214H23V216H24ZM27 214V213H26ZM39 214V213H38ZM37 214V215H38ZM66 214H68V213H66ZM75 214V213H74ZM87 214V213H86ZM117 214V213H116ZM130 214H131V212H130ZM138 214V213H137ZM35 215V214H34ZM75 215H77V214H75ZM84 215H85V213H84ZM110 215V214H109ZM112 215V214H111ZM5 216H6V214H5ZM27 216V215H26ZM55 216V215H54ZM58 216V215H57ZM71 216H72V213H71ZM71 216H68V219H69V217H71ZM89 216V215H88ZM92 216V215H91ZM91 216H89V217H91ZM178 216V215H177ZM11 217V216H10ZM13 218H15L14 216H12ZM22 217V216H21ZM29 217H30V215H29ZM35 217H36V215H35ZM35 217H34V219H35ZM60 217V216H59ZM78 217V216H77ZM82 217V216H81ZM107 217V216H106ZM112 217V216H111ZM130 217V216H129ZM133 217H134V215H133ZM168 217V216H167ZM44 218V217H43ZM55 218V217H54ZM53 217H52V219H54ZM63 218V217H62ZM61 218V219H62ZM65 218V217H64ZM72 218V217H71ZM70 218V219H71ZM88 218V217H87ZM131 218V217H130ZM11 219V218H10ZM20 219V218H19ZM22 219V218H21ZM24 219V218H23ZM33 219V218H32ZM46 218H44V221L45 222H47V220H45ZM59 219V218H58ZM67 219V218H66ZM67 219V220H68ZM92 219V218H91ZM131 219H133V218H131ZM137 219V218H136ZM31 220V219H30ZM57 220V219H56ZM60 220V219H59ZM73 220V219H72ZM71 220V221H72ZM75 220H77V218H75ZM78 220H80V218L78 219ZM138 220V219H137ZM0 221L1 222H3V223H6V219H5V217L3 216V214L0 212ZM12 221V220H11ZM17 221V220H16ZM16 221H15V224H16ZM21 221V220H20ZM26 221V220H25ZM54 222H55V220H53ZM53 221H51V222H53ZM62 221V220H61ZM87 221H90V220H87ZM135 221V220H134ZM154 221V220H153ZM13 222H14V220H13ZM22 222H24L23 220H22ZM31 222L32 223H34L33 222V220H31ZM49 222V221H48ZM53 222V223H54ZM57 222V221H56ZM60 222V221H59ZM63 222V221H62ZM76 222V225H77V221H75ZM82 222V221H81ZM93 222V221H92ZM108 222V221H107ZM119 222V221H118ZM121 222V221H120ZM140 222V221H139ZM148 222V221H147ZM27 223V222H26ZM28 223H29V221H28ZM64 223V222H63ZM83 223V222H82ZM94 223V222H93ZM97 223V222H96ZM109 223V222H108ZM13 225H15L14 223H12ZM18 224V223H17ZM51 224V223H50ZM54 224H58V223H54ZM65 224V223H64ZM68 224V223H67ZM73 224V223H72ZM105 224V223H104ZM104 224H103V226H104ZM141 224V223H140ZM31 225V224H30ZM29 225V226H30ZM37 225H38V223H37ZM47 225V224H46ZM60 225V224H59ZM87 225V224H86ZM4 226V225H3ZM21 226V225H20ZM48 226H50V225H48ZM51 226H52V224H51ZM91 226V225H90ZM89 226V227H90ZM97 226V225H96ZM107 226V225H106ZM112 226V225H111ZM14 227V226H13ZM38 227V226H37ZM55 227H58V226H55ZM55 227H54V229H55ZM81 227V226H80ZM87 227V226H86ZM130 227H131V225H130ZM22 228V227H21ZM40 228V227H39ZM50 228V227H49ZM61 228H62V225H61ZM64 228V227H63ZM62 228V229H63ZM93 228H95V227H93ZM7 229V228H6ZM5 229V230H6ZM15 229V228H14ZM14 229H12V230H14ZM24 229V228H23ZM27 229V228H26ZM53 229V230H54ZM57 229V228H56ZM59 230V232H61V231H63V230ZM64 229H66V227L64 228ZM82 229H84V228H82ZM104 230L106 229V228H103ZM108 229V228H107ZM112 229L113 228H111V231H112ZM117 229V228H116ZM133 229V228H132ZM4 230V231H5ZM49 230V229H48ZM110 230V229H109ZM134 230H136L135 228H134ZM3 231V232H4ZM72 231V230H71ZM77 231H79V230H77ZM90 231V230H89ZM107 231V230H106ZM111 231H110V233H111ZM114 231V230H113ZM137 231V230H136ZM2 232V233H3ZM13 232V231H12ZM16 232H18V231H16ZM27 232V231H26ZM39 232V231H38ZM56 232H58V231H56ZM64 232H66V231H64ZM68 232H69V230H68ZM75 232V231H74ZM95 232V231H94ZM103 232H105V231H103ZM102 232V233H103ZM109 232V231H108ZM23 233V232H22ZM84 233V232H83ZM87 233H88V231H87ZM90 233V232H89ZM98 233V232H97ZM109 233V234H110ZM47 234V233H46ZM60 234V233H59ZM100 234V233H99ZM117 234V233H116ZM121 234V233H120ZM11 235V234H10ZM15 235V234H14ZM24 235V234H23ZM39 235V234H38ZM69 235H70V233H69ZM75 235V234H74ZM73 235V236H74ZM95 235V234H94ZM104 235V234H103ZM6 236V235H5ZM8 236V235H7ZM41 236V235H40ZM63 236V235H62ZM90 236V235H89ZM88 236V237H89ZM111 236H112V233H111ZM121 236V235H120ZM1 237V236H0ZM12 237V236H11ZM48 237V236H47ZM54 237V236H53ZM67 237H68V235H67ZM67 237H65L64 236V238H66V240H67ZM77 237V236H76ZM81 237V236H80ZM96 237V236H95ZM201 237V236H200ZM9 238V237H8ZM22 238V237H21ZM72 238V237H71ZM71 238H69V239H71ZM82 238V237H81ZM179 238V237H178ZM18 239V238H17ZM23 239V238H22ZM37 239V238H36ZM51 239H53L52 237H51ZM50 239V240H51ZM55 239V238H54ZM74 239V238H73ZM98 239V238H97ZM114 239V238H113ZM145 239V238H144ZM43 240H45L46 241V239L44 238ZM72 240V239H71ZM79 240V239H78ZM91 240V239H90ZM99 240V239H98ZM101 240V239H100ZM99 240V241H100ZM108 240V239H107ZM119 240V239H118ZM70 241V240H69ZM73 241V240H72ZM81 241V240H80ZM96 241V240H95ZM98 241V242H99ZM11 242V241H10ZM16 242V241H15ZM21 242V241H20ZM20 242H19V244H20ZM73 242H75V241H73ZM114 242V241H113ZM113 242H111L110 241V243H112V244H114ZM121 242L123 243V241L121 240ZM23 243V242H22ZM80 243V242H79ZM86 243V242H85ZM12 244V243H11ZM44 244H47V243H44ZM43 244V245H44ZM51 244H52V242H51ZM62 244H63V242H62ZM75 244V243H74ZM94 244V243H93ZM192 244H194V243H192ZM198 244V243H197ZM14 245V244H13ZM98 245V244H97ZM96 245V246H97ZM118 245V244H117ZM57 246V245H56ZM61 246V245H60ZM70 246H72V245H70ZM90 246V245H89ZM112 246V245H111ZM20 247H21V244H20ZM33 247V246H32ZM36 247V246H35ZM52 247H54V246H52ZM77 247V246H76ZM85 247H87L88 248V245H86ZM84 247V248H85ZM94 247V246H93ZM99 247H101V245L99 246ZM113 247V246H112ZM4 248H5V246H4ZM21 248H23V246L21 247ZM55 248V247H54ZM59 248V247H58ZM62 248V247H61ZM72 248V247H71ZM85 249V250H87L88 251V249ZM91 248H92V245H91ZM104 248V247H103ZM185 248V247H184ZM43 249V248H42ZM41 249V250H42ZM44 249H46V248H44ZM73 249V248H72ZM98 249V248H97ZM107 249V248H106ZM61 250V249H60ZM177 250V249H176ZM192 250V249H191ZM21 251V250H20ZM37 251V250H36ZM59 251V250H58ZM62 251V250H61ZM80 251V250H79ZM81 251H83V250H81ZM108 251V250H107ZM127 251V250H126ZM195 251H196V249H195ZM199 251V250H198ZM60 252V251H59ZM67 252H68V250H67ZM205 252V251H204ZM1 253V252H0ZM22 253H24V252H22ZM51 253H52V251H51ZM71 253V252H70ZM77 253V252H76ZM76 253H74V254H76ZM88 253V252H87ZM93 253V252H92ZM160 253V252H159ZM188 253H191V252H188ZM193 253V252H192ZM196 253V252H195ZM59 254V253H58ZM78 254V253H77ZM76 254V255H77ZM84 254V253H83ZM118 254V253H117ZM147 254H149V252L147 253ZM34 255V254H33ZM39 255H44V254H39ZM61 255V254H60ZM59 255V256H60ZM81 255H82V253H81ZM94 255V254H93ZM109 255H110V252H109ZM122 255V254H121ZM191 255V254H190ZM194 255H196V254H194ZM194 255H192V256H194ZM199 255H200V253H199ZM1 256V255H0ZM25 256V255H24ZM34 256H36V255H34ZM82 256H84V255H82ZM90 256H91V254H90ZM90 256H88V257H90ZM102 256V255H101ZM161 256V255H160ZM164 256V255H163ZM168 256V255H167ZM188 256V255H187ZM198 256V255H197ZM204 256V255H203ZM3 257V256H2ZM44 257H45V255H44ZM91 257H93V256H91ZM116 257V256H115ZM20 258V257H19ZM27 258V257H26ZM41 258V257H40ZM61 258V257H60ZM72 258V257H71ZM79 258V257H78ZM85 258V257H84ZM109 258V257H108ZM127 258V257H126ZM185 258V257H184ZM194 258V257H193ZM197 259H198V257H196ZM206 258V257H205ZM1 259V258H0ZM36 259L38 260V258L36 257ZM68 259V258H67ZM74 259V258H73ZM81 259H82V257H81ZM85 259H87V258H85ZM95 259H97V257L95 258ZM106 259H107V257H106ZM175 259V258H174ZM177 259V258H176ZM4 260V259H3ZM22 260V259H21ZM28 260H29V258H28ZM36 260V261H37ZM49 260H51V258L49 259ZM63 261H64V259H62ZM66 260V259H65ZM77 260V259H76ZM88 260V259H87ZM98 260V259H97ZM111 260V259H110ZM6 261V260H5ZM34 261H35V259H34ZM33 261V263L35 264L36 262H34ZM58 261V260H57ZM74 261L75 260H73V263H74ZM78 261V260H77ZM89 261V260H88ZM93 261H95L94 260V258H93ZM185 261V260H184ZM23 262V261H22ZM41 262H43V261H41ZM56 262V261H55ZM58 262H60V261H58ZM70 263H71V261H69ZM84 262V261H83ZM82 262V263H83ZM107 262V261H106ZM116 262H118V261H116ZM176 262V261H175ZM18 263V262H17ZM21 263V262H20ZM19 263V264H20ZM38 263H39V261H38ZM52 263H53V261H52ZM62 263V262H61ZM81 263V264H82ZM87 263H89V262H86V264ZM99 263H100V261H99ZM186 263V262H185ZM187 263H188V261H187ZM1 264V263H0ZM8 264V263H7ZM22 264V263H21ZM40 264V263H39ZM42 264H44V263H42ZM50 264V263H49ZM69 264V263H68ZM105 264V263H104ZM140 264V263H139ZM180 264V263H179Z\"/></svg>", "mask_w": 264, "mask_h": 264}, {"label": "crops", "instance_id": "0c3cea01", "mask_svg": "<svg viewBox=\"0 0 264 264\" xmlns=\"http://www.w3.org/2000/svg\"><path fill=\"white\" fill-rule=\"evenodd\" d=\"M197 205L198 204H194L192 207L197 206ZM189 206H191V205H189ZM224 226H225V223H223L222 221L217 222V227H219L220 229H223Z\"/></svg>", "mask_w": 264, "mask_h": 264}]
</instances>
